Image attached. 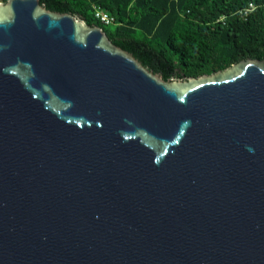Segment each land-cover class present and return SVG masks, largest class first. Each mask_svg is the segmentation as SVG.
Instances as JSON below:
<instances>
[{"label":"water","instance_id":"water-1","mask_svg":"<svg viewBox=\"0 0 264 264\" xmlns=\"http://www.w3.org/2000/svg\"><path fill=\"white\" fill-rule=\"evenodd\" d=\"M0 264H264V60L164 81L0 3Z\"/></svg>","mask_w":264,"mask_h":264},{"label":"trees","instance_id":"trees-1","mask_svg":"<svg viewBox=\"0 0 264 264\" xmlns=\"http://www.w3.org/2000/svg\"><path fill=\"white\" fill-rule=\"evenodd\" d=\"M39 4L102 29L114 46L164 81L210 76L241 61L264 60V0H39ZM93 7L115 24L102 25Z\"/></svg>","mask_w":264,"mask_h":264},{"label":"built area","instance_id":"built-area-1","mask_svg":"<svg viewBox=\"0 0 264 264\" xmlns=\"http://www.w3.org/2000/svg\"><path fill=\"white\" fill-rule=\"evenodd\" d=\"M93 13L95 19H97L102 25L109 26L115 24L114 19L107 13L101 11L98 7H93Z\"/></svg>","mask_w":264,"mask_h":264},{"label":"rangeland","instance_id":"rangeland-1","mask_svg":"<svg viewBox=\"0 0 264 264\" xmlns=\"http://www.w3.org/2000/svg\"><path fill=\"white\" fill-rule=\"evenodd\" d=\"M173 81V80H172Z\"/></svg>","mask_w":264,"mask_h":264}]
</instances>
